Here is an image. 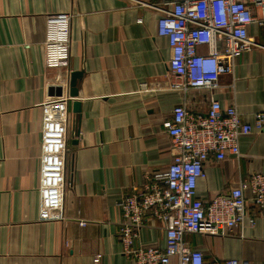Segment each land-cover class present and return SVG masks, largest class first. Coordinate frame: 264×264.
<instances>
[{
  "label": "crops",
  "instance_id": "obj_1",
  "mask_svg": "<svg viewBox=\"0 0 264 264\" xmlns=\"http://www.w3.org/2000/svg\"><path fill=\"white\" fill-rule=\"evenodd\" d=\"M132 1L0 0V264H134L121 254L118 201L169 165L162 123L183 96L169 88L159 12ZM55 12L71 14L69 57L64 66L45 68V19ZM248 32L257 45L236 59L233 75L220 76L214 97L222 107L235 103L243 121L253 123V113L264 110V27ZM74 71L82 73L71 96ZM186 100L193 111L208 106L205 91ZM64 108L63 217L49 220L40 200L43 125ZM204 165L196 196L227 193L238 178L264 172V131L239 137L238 156ZM246 213L255 214L253 228L245 222L227 235L185 238L206 260L264 264V218L250 200ZM150 221L138 241L163 247L161 222Z\"/></svg>",
  "mask_w": 264,
  "mask_h": 264
},
{
  "label": "built area",
  "instance_id": "obj_2",
  "mask_svg": "<svg viewBox=\"0 0 264 264\" xmlns=\"http://www.w3.org/2000/svg\"><path fill=\"white\" fill-rule=\"evenodd\" d=\"M133 1L159 12L156 32L167 38L170 50L169 88L181 94L183 101L176 103L172 117L162 123L171 148L169 165L152 172L143 184L131 186L118 201L121 254L134 264H250L236 258L206 260L202 250L190 247L185 236L227 235L245 222L253 228L255 214L247 215V200L264 218V172L238 178L227 193L209 200L196 196V183L205 176L207 160L238 156L239 137L255 129L264 131V110L253 113V123L245 122L235 103L222 107L214 97L220 76L233 75L236 59L257 45L248 29L251 25L264 27V0ZM70 17L67 12L46 16L45 68L67 63ZM194 90L206 92V110L193 111L187 106L186 96ZM67 125L66 108L57 116H45L40 200L43 216L49 220L63 217L59 207L65 187ZM150 220L161 222L163 247L138 241L140 230Z\"/></svg>",
  "mask_w": 264,
  "mask_h": 264
},
{
  "label": "water",
  "instance_id": "obj_3",
  "mask_svg": "<svg viewBox=\"0 0 264 264\" xmlns=\"http://www.w3.org/2000/svg\"><path fill=\"white\" fill-rule=\"evenodd\" d=\"M81 71H74L70 75V95L76 96L77 95V88H76V82L77 79L81 76ZM78 110L77 105L74 103L72 112L76 113Z\"/></svg>",
  "mask_w": 264,
  "mask_h": 264
}]
</instances>
